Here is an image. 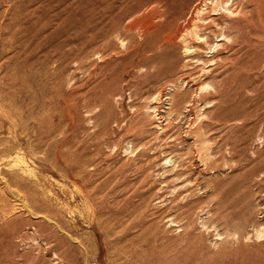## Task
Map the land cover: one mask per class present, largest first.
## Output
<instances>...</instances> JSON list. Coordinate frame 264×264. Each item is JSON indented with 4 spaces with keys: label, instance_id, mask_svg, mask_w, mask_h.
I'll return each instance as SVG.
<instances>
[{
    "label": "rangeland",
    "instance_id": "1",
    "mask_svg": "<svg viewBox=\"0 0 264 264\" xmlns=\"http://www.w3.org/2000/svg\"><path fill=\"white\" fill-rule=\"evenodd\" d=\"M0 264H264V0H0Z\"/></svg>",
    "mask_w": 264,
    "mask_h": 264
},
{
    "label": "bare ground",
    "instance_id": "2",
    "mask_svg": "<svg viewBox=\"0 0 264 264\" xmlns=\"http://www.w3.org/2000/svg\"><path fill=\"white\" fill-rule=\"evenodd\" d=\"M170 1H176V0H170ZM182 1V0H181ZM185 1V0H184Z\"/></svg>",
    "mask_w": 264,
    "mask_h": 264
}]
</instances>
